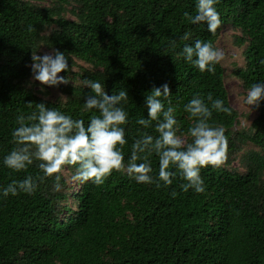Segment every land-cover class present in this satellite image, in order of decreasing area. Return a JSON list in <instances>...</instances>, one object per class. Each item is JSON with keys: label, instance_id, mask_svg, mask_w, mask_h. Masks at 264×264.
Here are the masks:
<instances>
[{"label": "trees", "instance_id": "trees-1", "mask_svg": "<svg viewBox=\"0 0 264 264\" xmlns=\"http://www.w3.org/2000/svg\"><path fill=\"white\" fill-rule=\"evenodd\" d=\"M49 2L0 0V185L42 175L35 160L18 172L3 165L13 147L10 130L17 126V114L30 113L41 101L86 123L96 114L82 112L90 94L82 85L85 77L99 80L109 94L127 90L125 163L141 127L135 121L146 114L144 96L165 82L181 130L191 123L183 104L194 94L211 93L231 109L214 110L210 118L225 130V156L239 150V141L257 149L245 154L243 172L220 165L201 168L203 192L182 190L185 181L179 177L161 187L137 183L124 170H113L101 184L79 180L70 195L76 200L73 211L59 202L66 195L53 188L56 174L45 177L32 194L0 198V264H264V99L254 106L250 131H234L238 112L229 103L222 64L201 73L175 56L196 39L215 47L229 25L237 33L236 45L245 46V66L235 69L242 87L264 81V0H217L222 23L215 33L184 16L195 14V0ZM70 8L74 18L64 14ZM185 32L191 33L187 41L179 39ZM173 39L174 50L168 47ZM41 46L68 57L70 69L59 75L72 82L61 87L62 100L41 96L29 83L31 53H41ZM149 159L155 175L158 158ZM62 207L69 215L59 218Z\"/></svg>", "mask_w": 264, "mask_h": 264}, {"label": "clouds", "instance_id": "clouds-1", "mask_svg": "<svg viewBox=\"0 0 264 264\" xmlns=\"http://www.w3.org/2000/svg\"><path fill=\"white\" fill-rule=\"evenodd\" d=\"M216 3L217 0H195V14L185 12L184 16L190 24L203 25L207 31L215 33L222 23ZM190 35L185 32L179 39L187 41ZM168 47L176 48L175 39L169 42ZM175 56L201 73H213L224 52L211 42L196 39L191 44L184 43ZM260 62L264 63V60ZM69 69L68 57L58 49L31 53L32 79L41 85L67 83L66 76L58 73ZM82 85L90 89V94L83 99L82 112L95 110L96 113L87 123L58 108L48 107L43 101L36 102L30 113L16 115L17 126L10 130L13 147L4 155L3 165L18 172L27 169L35 160L42 175L26 174L23 179H13L6 185H0V198L15 196L19 192L32 194L39 181L54 173L53 188L59 190V173L65 165L75 166L73 178L81 182L91 180L101 184L113 170H124L137 183H154L161 187L179 177L185 181L180 185L182 190L204 191L201 168L219 165L227 150L224 128L214 126L210 119L214 110L231 111L221 98H214L211 93L203 97L192 95L183 104V111L191 120L185 132L181 130L174 115L176 109L168 99L170 90L167 82L153 86L144 96L142 107L146 114L138 116L135 121L141 127L139 135L131 142L125 163L123 149L128 141L124 126L129 122V113L124 106L129 98L127 90L121 88L109 94L99 80L87 77ZM162 97L167 100V107ZM261 99H264V81H257L247 88L242 103L258 106ZM28 106L33 107L32 104ZM150 128L154 129L155 135L147 131ZM153 154L158 158L155 175H152L149 159Z\"/></svg>", "mask_w": 264, "mask_h": 264}, {"label": "rangeland", "instance_id": "rangeland-1", "mask_svg": "<svg viewBox=\"0 0 264 264\" xmlns=\"http://www.w3.org/2000/svg\"><path fill=\"white\" fill-rule=\"evenodd\" d=\"M36 4L39 5H47L49 4V0H35ZM72 7V6H70ZM67 17L74 18V16L71 13L70 10L66 11L64 13ZM50 31L48 28L46 32ZM234 34H237L233 29L229 27V25H226L223 27V29L220 32V35L215 43V47L222 50L224 52V57L220 61L224 68V84L227 89L228 93V100L230 105L237 110L238 112V118L233 126L234 131L242 130L243 132H249L250 131V122L254 118V116L257 115V111L255 110L254 106H247L242 103L243 96L246 94V89L242 87L241 80L235 73L236 68H244L245 66V59L243 55V48L245 46H239L236 45L234 41ZM41 53L43 52H50L49 49H47L44 46H41L40 48ZM80 63V62H79ZM59 75V73H58ZM30 85L38 90L41 96H44L46 98L55 100V99H64V93L62 86H64L66 83L59 84L58 86H48V85H41L40 82L35 81L31 78H29ZM72 82V79H67V83ZM62 87V88H61ZM43 88V90H41ZM250 109H249V108ZM239 144V150L234 151L227 156H225L224 160L219 164L221 167L243 172L245 170L244 167V156L245 154L253 149H257L255 146H253L248 141L246 142H238ZM74 171L75 169H69L67 166H64L59 175L63 180V184L59 188L58 191L64 193L66 196L63 201L60 200L61 206L65 205L67 203V208L70 210L76 209V200L70 195L76 191L79 188L80 181L77 179H74ZM56 174V173H54ZM263 179H264V172H263ZM72 211L70 214H72ZM68 210L62 207V211L59 214V218H63L64 216L69 215Z\"/></svg>", "mask_w": 264, "mask_h": 264}]
</instances>
